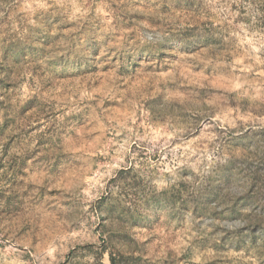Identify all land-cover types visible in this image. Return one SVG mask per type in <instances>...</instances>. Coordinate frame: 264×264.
<instances>
[{"label":"rangeland","instance_id":"374dc122","mask_svg":"<svg viewBox=\"0 0 264 264\" xmlns=\"http://www.w3.org/2000/svg\"><path fill=\"white\" fill-rule=\"evenodd\" d=\"M264 264V0H0V264Z\"/></svg>","mask_w":264,"mask_h":264},{"label":"trees","instance_id":"16d2710c","mask_svg":"<svg viewBox=\"0 0 264 264\" xmlns=\"http://www.w3.org/2000/svg\"><path fill=\"white\" fill-rule=\"evenodd\" d=\"M112 264H113V260H111Z\"/></svg>","mask_w":264,"mask_h":264}]
</instances>
